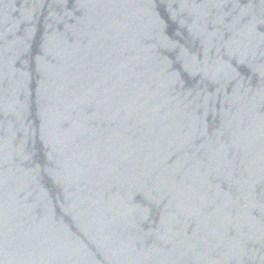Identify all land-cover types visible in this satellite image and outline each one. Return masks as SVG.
<instances>
[{"label":"water","instance_id":"1","mask_svg":"<svg viewBox=\"0 0 264 264\" xmlns=\"http://www.w3.org/2000/svg\"><path fill=\"white\" fill-rule=\"evenodd\" d=\"M0 264H264V0H0Z\"/></svg>","mask_w":264,"mask_h":264}]
</instances>
